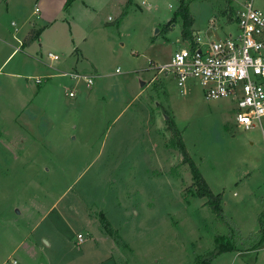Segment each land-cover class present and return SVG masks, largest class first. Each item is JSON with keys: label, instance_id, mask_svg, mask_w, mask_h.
Returning <instances> with one entry per match:
<instances>
[{"label": "rangeland", "instance_id": "rangeland-1", "mask_svg": "<svg viewBox=\"0 0 264 264\" xmlns=\"http://www.w3.org/2000/svg\"><path fill=\"white\" fill-rule=\"evenodd\" d=\"M67 1L0 0V264H203L227 244L164 112L235 228L237 251L209 264H264L260 131L238 128L228 100L158 73L190 48L188 30L235 33L243 0ZM253 6L264 12V0ZM32 24L44 28L32 48L3 65ZM70 72L93 86L61 77Z\"/></svg>", "mask_w": 264, "mask_h": 264}, {"label": "built area", "instance_id": "built-area-1", "mask_svg": "<svg viewBox=\"0 0 264 264\" xmlns=\"http://www.w3.org/2000/svg\"><path fill=\"white\" fill-rule=\"evenodd\" d=\"M38 12L35 8L34 13ZM234 20L236 32L223 39L204 40L195 33L190 48L176 50L158 73L171 75L181 90L188 81H194L206 100L225 99L233 103L237 127L243 131L257 128L264 142V12L253 6V0H243ZM211 27H215V20ZM47 58L50 62L59 60L51 52ZM61 77L75 83L81 81L86 88H91L96 78L78 72L62 73ZM42 81L34 78L36 85ZM75 95L74 88L66 89L65 96ZM77 240L82 243V235Z\"/></svg>", "mask_w": 264, "mask_h": 264}, {"label": "trees", "instance_id": "trees-1", "mask_svg": "<svg viewBox=\"0 0 264 264\" xmlns=\"http://www.w3.org/2000/svg\"><path fill=\"white\" fill-rule=\"evenodd\" d=\"M69 0L67 2H65V6L64 8H68L69 6ZM180 12L181 13H187V7L184 6V3L182 2L181 8H180ZM124 15V12L122 14V16ZM185 38L186 39H191L192 38V31L188 30L186 32ZM39 36V33L36 31L31 32V34L26 38V40L24 41L25 44H30L34 38H37ZM168 117L166 120V129L167 131H169L171 133L172 138H176L178 147L180 148L181 154H182V162L186 163L189 165L190 168V173H191V179H192V184L195 188V195L197 198L202 199V198H206V205L209 206V208L211 209V211L215 214L216 218L218 219V221L225 225L226 230H227V234L225 235V237H220L221 238H226L227 239V244L222 245L220 242V240H218L216 242V246L213 252L208 253L204 256V261L203 264H209L210 260L212 258H214L215 256L219 255V253L222 252H233V251H237V248L235 247V245H233L232 241H233V234H234V230L235 228L233 227V223L231 222V220L224 214L222 207L220 206V195H214L208 184L206 183L205 179L203 178V176L201 175V173L199 172L198 168L195 166V164L192 162V160L190 159L186 148L182 142V138L181 135L179 133V131L177 130L175 123L172 119V117L167 113L164 112ZM260 221H263V217L260 219ZM105 224V223H104ZM108 228V230L110 231L111 234H115V232L109 227V225L106 223L105 224V228ZM262 233V235L264 234L262 231L260 232ZM261 242V241H260ZM260 243H258L259 245ZM257 246V245H256ZM250 249H252V247H250ZM249 249V250H250ZM203 260V259H202ZM198 264H200L198 262Z\"/></svg>", "mask_w": 264, "mask_h": 264}, {"label": "crops", "instance_id": "crops-1", "mask_svg": "<svg viewBox=\"0 0 264 264\" xmlns=\"http://www.w3.org/2000/svg\"><path fill=\"white\" fill-rule=\"evenodd\" d=\"M227 16L228 15H226V18H225V23H224V25L225 26H230L231 25V23L232 22H229L228 21V18H227ZM234 23H235V20H234ZM220 28H223V27H220ZM37 29H39V28H36L35 27V25L34 24H32V27H30V28H28L25 32H24V34H23V36L21 37V39L20 40H18L17 39V41H15L16 42V46H15V44L14 45H12V47H11V51L9 52V54L7 55V57H6V59L4 60V62H3V65L10 59V58H12L14 55L16 56L17 54H18V50H17V48H18V46H20L22 49H30V48H32V46L34 45V41L40 36V34H39V36L37 37V38H34V40L30 43V44H25L24 43V41L26 40V38L31 34V32H33V31H36ZM44 29V28H43ZM42 28H41V31L43 30ZM41 31H39V33H41ZM192 31V38H193V35L195 34V33H199L201 36H202V33L200 32V31H197V30H191ZM37 32V31H36ZM205 37L207 38V40L208 39H213L212 37H207L206 35H205ZM191 38V39H192ZM17 52V53H16ZM14 56V57H15ZM22 67H20V69H21ZM46 76H53V75H51V72L49 71L47 74H45ZM55 76H57V75H55ZM47 79H50V78H47ZM43 82V81H42ZM42 84V83H41ZM40 84V85H41Z\"/></svg>", "mask_w": 264, "mask_h": 264}]
</instances>
